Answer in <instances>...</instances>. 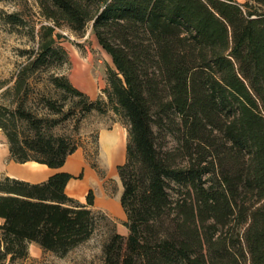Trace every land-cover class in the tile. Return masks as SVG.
<instances>
[{
    "label": "trees",
    "instance_id": "16d2710c",
    "mask_svg": "<svg viewBox=\"0 0 264 264\" xmlns=\"http://www.w3.org/2000/svg\"><path fill=\"white\" fill-rule=\"evenodd\" d=\"M0 1L34 42L0 103L11 159L58 168L80 147L49 114L112 110L128 130L127 234L92 189L86 202L67 194V171L1 175L0 259L26 257L31 242L63 256L99 235L104 264H264V0H34L32 21L30 0ZM90 24L113 61L96 99L58 68L69 56L57 29L83 36ZM33 94L46 111L30 108Z\"/></svg>",
    "mask_w": 264,
    "mask_h": 264
},
{
    "label": "rangeland",
    "instance_id": "374dc122",
    "mask_svg": "<svg viewBox=\"0 0 264 264\" xmlns=\"http://www.w3.org/2000/svg\"><path fill=\"white\" fill-rule=\"evenodd\" d=\"M243 2L244 0H239ZM27 8L28 19H38L39 8L34 0ZM0 9L12 11L17 9L13 3L0 1ZM29 9V10H28ZM0 11V103H11L15 92H5L14 84L16 74L29 61L33 49V39L28 27H17L5 23ZM64 34L59 38L60 44L68 52V61L59 65V71L69 75L73 84L96 99L103 94L107 85V66H113L110 54L100 44L97 35L90 24L83 36H78L66 28H58ZM57 102L60 93L54 92ZM30 108L35 111H46L41 100L36 94L31 96ZM50 119L58 120L52 128L56 134L71 137L80 144L85 151L86 158L96 164L98 174L102 180L100 194L111 201H119L123 190L117 166L110 167L106 163L104 154L99 144L100 132L105 128H112L121 124L126 130L127 125L123 118L114 111L99 112L93 110L80 118L70 117L64 119L63 114H49ZM128 132V130H127ZM8 144L4 131L0 128V150ZM1 176V175H0ZM115 221L119 232L127 234V228L121 217L117 216L110 207L99 206ZM102 238L94 235L90 239L73 248L66 255L60 256L50 251H45L38 243L31 242L28 246V255L24 258L12 260L10 256L0 259V264H104L102 251Z\"/></svg>",
    "mask_w": 264,
    "mask_h": 264
},
{
    "label": "crops",
    "instance_id": "0c3cea01",
    "mask_svg": "<svg viewBox=\"0 0 264 264\" xmlns=\"http://www.w3.org/2000/svg\"><path fill=\"white\" fill-rule=\"evenodd\" d=\"M127 138L128 132L121 124H116L112 128H105L100 132V149L105 156L108 166L116 167L125 161L126 153L124 157L116 163L112 161L111 154L115 149L116 143L120 140L124 142L126 150ZM58 171H67L74 175L66 186L68 195L79 199L81 202H86L87 194L89 190L92 189L95 195L94 205L96 208L101 205L108 206L114 210L115 214L121 217L123 221L127 219L120 198L119 201H111L101 196L99 190L100 187H102V180L100 179L97 168L86 158L85 151L82 147H78L71 153L67 157L64 165L58 168L50 167L47 164L35 160H28L23 163L16 162L10 157L8 144L2 151L0 150V175H9L38 183L48 179L50 175Z\"/></svg>",
    "mask_w": 264,
    "mask_h": 264
},
{
    "label": "bare ground",
    "instance_id": "6f19581e",
    "mask_svg": "<svg viewBox=\"0 0 264 264\" xmlns=\"http://www.w3.org/2000/svg\"><path fill=\"white\" fill-rule=\"evenodd\" d=\"M125 144L122 140H120L118 143L115 145V149L111 154L112 161L116 163L117 161H120L124 155H125ZM114 167V166H113Z\"/></svg>",
    "mask_w": 264,
    "mask_h": 264
}]
</instances>
